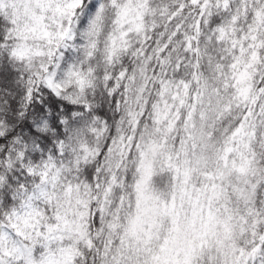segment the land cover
<instances>
[{
    "label": "snow or ice",
    "instance_id": "6c2138e0",
    "mask_svg": "<svg viewBox=\"0 0 264 264\" xmlns=\"http://www.w3.org/2000/svg\"><path fill=\"white\" fill-rule=\"evenodd\" d=\"M0 264H264V0H0Z\"/></svg>",
    "mask_w": 264,
    "mask_h": 264
}]
</instances>
